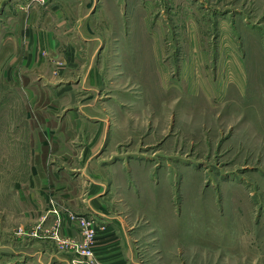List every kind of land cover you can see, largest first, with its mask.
<instances>
[{
  "label": "rangeland",
  "instance_id": "1",
  "mask_svg": "<svg viewBox=\"0 0 264 264\" xmlns=\"http://www.w3.org/2000/svg\"><path fill=\"white\" fill-rule=\"evenodd\" d=\"M79 1L64 7L71 31L53 36V50L72 46L76 53L41 55L52 70L63 69V80L80 77L83 52L94 51L90 58L110 70L121 68L111 89H119L116 97L130 90L134 108L125 112L128 126L120 128L126 137L117 152L148 170L166 198L160 219L150 212L148 219L120 214L139 240L142 264H264V0H86L85 20ZM60 6L12 0L5 8L0 0V33L17 13L25 29L32 11L48 16V30L60 35ZM1 80L0 240L2 233L11 238L15 227L2 222L19 221L14 175H27L32 160L43 157L36 146L45 148L43 116L51 100L39 94L24 101L21 88L15 93ZM27 228L23 237L44 236ZM52 233L54 240L61 237Z\"/></svg>",
  "mask_w": 264,
  "mask_h": 264
},
{
  "label": "crops",
  "instance_id": "2",
  "mask_svg": "<svg viewBox=\"0 0 264 264\" xmlns=\"http://www.w3.org/2000/svg\"><path fill=\"white\" fill-rule=\"evenodd\" d=\"M11 1L2 0V3L6 8ZM67 2L49 0L50 6L61 5V13L55 17V26L61 29L60 35L48 30L51 29L47 25L48 16L40 13L36 17L32 11L27 15L29 23L25 29L22 15L17 13L12 27L0 33V72L5 78L0 77V80L12 86L15 93L20 91L24 101L32 102V96L39 94L51 97L43 116L45 148L36 146L44 152L43 157L40 161L37 157L32 160L27 175L20 171L12 180L19 185L15 184L12 190L13 196L19 200L18 208L16 202L17 214L14 211L19 221H1L2 226L15 227L11 238L5 239L6 234L2 233L0 264H89L87 257L76 248L83 241L78 226L80 218L91 221L95 228L90 243L93 251L90 264H142V257L137 253L139 240L133 236V227L120 214L139 213L146 219L149 212L160 215L166 199L164 191L160 185L154 186V179H148L150 173L142 171L140 163L129 159L127 153L120 155L117 152L116 147L126 137V132L120 128L123 122L128 126L125 112L130 113L134 108L129 103L134 101V97L127 94L130 90L122 88L118 94L121 96L116 97L119 89H111V85L114 87L118 82L111 77L118 79L117 76L122 75L121 68L115 66L110 70V66L107 68L106 64L95 63V58H90L94 51L91 54L83 52L85 58L80 56L82 60H77L76 71L80 77L63 80V69L55 68L53 71L47 62V54L41 55V50H49L50 54L58 52L63 56L76 53L72 46L61 49H66L65 52H59L60 48L53 50L56 45L58 47L53 36L64 38L71 31L68 14L64 10ZM79 2V10L85 9V20L90 3L86 0ZM1 13L5 15V10ZM77 25L79 35L83 37L81 20L75 27ZM108 83L110 89L107 88ZM17 88L21 89L18 91ZM23 90L26 92L22 93ZM107 155L120 156L114 161ZM22 181L27 183L23 190ZM22 218L30 223L24 225ZM27 227L35 229V236L38 228L48 236L44 233V236L28 239ZM17 229L20 232L17 233ZM54 230L61 235L58 240L51 235ZM157 251L160 252L159 248ZM157 251L154 249L153 252ZM143 264H149V261Z\"/></svg>",
  "mask_w": 264,
  "mask_h": 264
},
{
  "label": "built area",
  "instance_id": "3",
  "mask_svg": "<svg viewBox=\"0 0 264 264\" xmlns=\"http://www.w3.org/2000/svg\"><path fill=\"white\" fill-rule=\"evenodd\" d=\"M78 226H79L83 241L76 248L81 255L87 257L86 259L88 263L90 264L92 262V255H93V251H92V247L90 246V243L94 237L95 228L91 224V221L85 218H80L78 220ZM54 234L52 233V235Z\"/></svg>",
  "mask_w": 264,
  "mask_h": 264
}]
</instances>
